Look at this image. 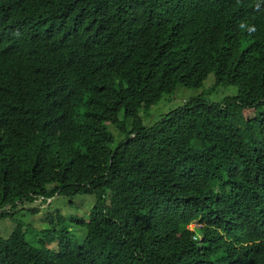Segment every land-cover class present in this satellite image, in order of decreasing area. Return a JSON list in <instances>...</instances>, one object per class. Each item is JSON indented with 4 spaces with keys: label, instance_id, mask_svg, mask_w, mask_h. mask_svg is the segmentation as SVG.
<instances>
[{
    "label": "trees",
    "instance_id": "obj_1",
    "mask_svg": "<svg viewBox=\"0 0 264 264\" xmlns=\"http://www.w3.org/2000/svg\"><path fill=\"white\" fill-rule=\"evenodd\" d=\"M211 73L237 94L144 123ZM80 194L83 239L18 224L0 264H264V0H0V218Z\"/></svg>",
    "mask_w": 264,
    "mask_h": 264
},
{
    "label": "rangeland",
    "instance_id": "obj_2",
    "mask_svg": "<svg viewBox=\"0 0 264 264\" xmlns=\"http://www.w3.org/2000/svg\"><path fill=\"white\" fill-rule=\"evenodd\" d=\"M237 92V87L233 85L217 86L215 84V75L211 73L199 88L179 86L172 94L164 95L162 100L158 104L152 106L148 113L142 112L144 123L150 125L156 122L164 113L182 105L190 98L201 96L207 100L220 101L227 96L236 95ZM145 114H148V116ZM108 123L109 122H107V124ZM108 126L109 131L115 137V144H117V142L123 138V135L115 125L109 123ZM50 201H52L51 204H49ZM94 204L95 196L93 194H80L73 198L59 195L53 197L52 200H48L46 204H44L41 199H37L34 203L20 204L14 209L15 214L13 218H0V236H8L18 224H21L27 240L33 245L38 246L43 230L60 225L59 223L55 225L50 223V216L53 215L57 217L61 213L66 218L64 225H69L70 230L79 238L83 239L86 234L85 228L79 224L70 223L68 216L77 215L83 219H88ZM9 207L10 206H7L6 209H9ZM35 208L37 212H33ZM197 225V223H192L190 228H195ZM52 247L56 248V244H52L51 248Z\"/></svg>",
    "mask_w": 264,
    "mask_h": 264
}]
</instances>
